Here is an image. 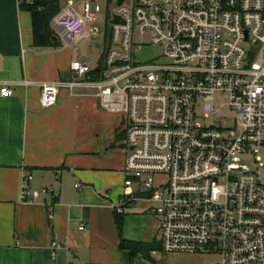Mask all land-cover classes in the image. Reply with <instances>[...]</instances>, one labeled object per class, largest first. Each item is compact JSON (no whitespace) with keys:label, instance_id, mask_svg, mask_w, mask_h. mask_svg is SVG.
I'll return each mask as SVG.
<instances>
[{"label":"built area","instance_id":"1","mask_svg":"<svg viewBox=\"0 0 264 264\" xmlns=\"http://www.w3.org/2000/svg\"><path fill=\"white\" fill-rule=\"evenodd\" d=\"M26 2L33 0H18ZM79 4L68 1L53 20L68 46L100 33L101 5L85 0L80 13ZM115 16L122 23L110 24ZM110 21L94 86L101 108L126 118L125 187L147 195L163 256L264 264V176L252 169L264 168V0H125ZM147 46L161 47L162 56L143 59ZM91 64L79 56L71 82L24 85H36L42 107H53L62 88L83 84ZM10 85H1L2 98L13 95ZM218 94L232 119L216 108ZM32 179H21L26 203L52 192L33 190ZM137 199L126 194L122 205Z\"/></svg>","mask_w":264,"mask_h":264},{"label":"crops","instance_id":"2","mask_svg":"<svg viewBox=\"0 0 264 264\" xmlns=\"http://www.w3.org/2000/svg\"><path fill=\"white\" fill-rule=\"evenodd\" d=\"M54 38L55 47H37L30 12L18 0H0V87L8 82L13 90L0 96V264H130L123 241L154 245L155 261L163 256L160 221L136 184L125 187L126 118L101 108L94 86L100 79L87 75L73 90L62 88L49 108L36 85H24L75 78L71 66L81 53ZM82 58L92 60V71L103 68L105 57ZM25 173L33 190L52 192L24 202ZM126 194L139 199L122 205ZM146 262L139 254L132 263Z\"/></svg>","mask_w":264,"mask_h":264},{"label":"rangeland","instance_id":"3","mask_svg":"<svg viewBox=\"0 0 264 264\" xmlns=\"http://www.w3.org/2000/svg\"><path fill=\"white\" fill-rule=\"evenodd\" d=\"M79 1V0H76ZM85 0L79 1V3H84ZM101 5V15L99 16L98 19V27L102 29L101 35L97 37H92L90 39H86L85 41L81 42L79 47H76L74 45L68 46L70 47L69 50L70 52H75L77 55L81 53L82 56H91L92 58H99L100 60L104 57L106 51L109 48L110 42L108 41V38L110 37V17L115 10L112 6L108 7L107 5V0H95ZM109 8V9H108ZM78 12H80V9H78ZM136 39H138L136 37ZM138 41V40H137ZM138 43H140L138 41ZM162 48L161 47H156V46H147L146 48L143 49L142 51V58L147 59L149 57H153L155 55L162 56ZM216 103L215 106L218 110H221V113L224 115H227L229 119H232L234 117V114H232L229 110L223 108V104L227 101L226 96H221L220 94L216 95ZM199 115L201 117H205L204 113L202 110H199ZM201 122L206 124V122L201 119ZM261 158L264 159V153L261 155ZM253 171L258 172L263 174L264 176V168H261L259 163L255 164L252 166ZM155 258V264H218L220 259L217 255L212 254V255H206V256H191V255H170L168 254L167 256H161V255H156L154 256ZM146 264H150L146 262Z\"/></svg>","mask_w":264,"mask_h":264},{"label":"trees","instance_id":"4","mask_svg":"<svg viewBox=\"0 0 264 264\" xmlns=\"http://www.w3.org/2000/svg\"><path fill=\"white\" fill-rule=\"evenodd\" d=\"M65 2L66 0H33V2H26L25 5L21 7V9L29 11L32 16L34 44L37 47H55L57 45V43L53 42L54 37L56 36L53 29V20L63 9ZM124 2L125 0H107V5L108 7L112 6L113 8H116ZM101 71L102 69L98 68L97 70L90 72L88 74L89 79L99 80L102 73ZM120 220V217L117 216L116 222L118 223L119 229H121L122 226ZM121 247L131 252L130 264H133L132 262L139 254L143 255L150 264H155L152 257V250L156 248L154 245L147 246L123 241Z\"/></svg>","mask_w":264,"mask_h":264},{"label":"water","instance_id":"5","mask_svg":"<svg viewBox=\"0 0 264 264\" xmlns=\"http://www.w3.org/2000/svg\"><path fill=\"white\" fill-rule=\"evenodd\" d=\"M116 23H122L121 19L118 16H115L114 19L110 21V24L112 25H115ZM56 38H54V40H56Z\"/></svg>","mask_w":264,"mask_h":264}]
</instances>
